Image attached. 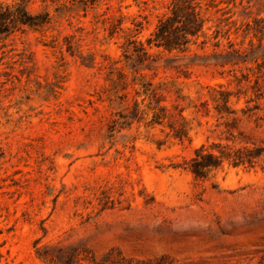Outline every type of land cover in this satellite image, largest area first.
Masks as SVG:
<instances>
[{"label": "rangeland", "instance_id": "1", "mask_svg": "<svg viewBox=\"0 0 264 264\" xmlns=\"http://www.w3.org/2000/svg\"><path fill=\"white\" fill-rule=\"evenodd\" d=\"M191 8L218 40L184 38ZM255 20L264 0H0V264H264Z\"/></svg>", "mask_w": 264, "mask_h": 264}, {"label": "trees", "instance_id": "2", "mask_svg": "<svg viewBox=\"0 0 264 264\" xmlns=\"http://www.w3.org/2000/svg\"><path fill=\"white\" fill-rule=\"evenodd\" d=\"M184 12H185V20L182 22V27L180 29L183 32L184 38L188 40L189 35L192 37H199L200 34L203 33L204 37L206 38L203 44H206L207 41L211 42L213 39L218 40L219 37L217 35L212 34L211 36H209L207 33H204L205 21L199 16V14L196 13L194 8L193 9L191 8V10L188 9V11L186 9L184 10ZM172 13H173V16L165 15L161 19L158 32L156 33L158 38H160L161 40H165L167 42L166 48L169 50L174 49V45H173L174 39L171 38V35H176L177 33L176 31H179V28L175 27V24L178 22L179 13L178 11H176V9L175 10L172 9ZM263 23H264L263 20H255L254 25L250 23L247 24V27H248L247 30L253 31L255 35L257 32H261L264 34ZM229 32L230 30H227V33ZM226 38L228 39V44L230 47V51L227 52L229 55L236 54L240 56L242 53L244 52L246 53L247 50L237 49L235 47V42H233V40L230 39V35H228ZM214 44L218 45V42ZM243 151L249 152V150L245 148L244 150H239L237 153H241ZM236 156L238 158L232 157L230 154L216 156L213 153H209L207 155L209 159L218 162V164H221L225 158L229 160L232 158L235 165L244 162L242 157H240L238 154ZM207 166H210V165H207Z\"/></svg>", "mask_w": 264, "mask_h": 264}]
</instances>
